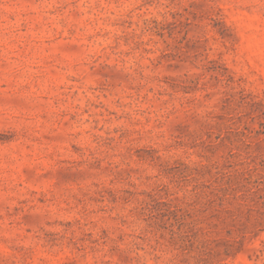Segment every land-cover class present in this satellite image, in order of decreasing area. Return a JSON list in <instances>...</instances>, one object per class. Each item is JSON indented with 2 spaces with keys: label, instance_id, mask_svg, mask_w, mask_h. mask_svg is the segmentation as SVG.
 I'll return each instance as SVG.
<instances>
[{
  "label": "rangeland",
  "instance_id": "obj_1",
  "mask_svg": "<svg viewBox=\"0 0 264 264\" xmlns=\"http://www.w3.org/2000/svg\"><path fill=\"white\" fill-rule=\"evenodd\" d=\"M0 264H264V0H0Z\"/></svg>",
  "mask_w": 264,
  "mask_h": 264
}]
</instances>
